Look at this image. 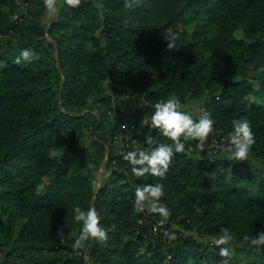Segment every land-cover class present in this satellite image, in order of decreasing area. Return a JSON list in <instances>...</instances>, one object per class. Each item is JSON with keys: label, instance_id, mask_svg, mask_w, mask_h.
<instances>
[{"label": "trees", "instance_id": "1", "mask_svg": "<svg viewBox=\"0 0 264 264\" xmlns=\"http://www.w3.org/2000/svg\"><path fill=\"white\" fill-rule=\"evenodd\" d=\"M3 2L0 264H264V249L245 239L264 229V0H56L50 26L13 20ZM26 47L37 58L17 63ZM172 96L188 111L204 99L214 132L204 150L186 142L164 178L136 177L122 152L171 142L149 124L153 105ZM240 117L256 143L232 161L219 146ZM155 183L167 219L135 210V187ZM77 204L96 208L107 241L73 248ZM223 228L229 258L215 243Z\"/></svg>", "mask_w": 264, "mask_h": 264}, {"label": "clouds", "instance_id": "2", "mask_svg": "<svg viewBox=\"0 0 264 264\" xmlns=\"http://www.w3.org/2000/svg\"><path fill=\"white\" fill-rule=\"evenodd\" d=\"M135 0H125V7L132 8ZM80 0H66V4L72 7L78 6ZM45 6L55 14L57 8L55 0H45ZM177 35L172 34L169 41V48H175L174 44ZM23 58L24 61H31L37 58L34 49L23 48L17 57V63ZM154 111L151 115L149 126L156 128L160 133L167 137L170 143H160L150 151L130 150L122 152L123 158L132 165V172L136 177L151 174L156 177L164 178L169 170V164L175 153L185 151L186 142L197 141L198 147L204 150L206 141L210 133L214 132V119L207 112L194 117V115L181 107L180 101L176 96L168 99H161L153 105ZM145 140L150 142V137ZM256 143L255 133L252 130L249 120L240 117L232 121V128L229 132L227 142L219 146L218 155L222 154L224 158L232 161H241L248 159L252 146ZM213 159V157L209 156ZM135 199L134 207L137 212L144 211L146 208L150 212L158 213L167 219L171 216V210L160 201L164 195V185L162 183L145 184L137 186L134 189ZM74 219L82 222V228L76 237L73 248L80 249L85 247V242L89 239H95L101 242L107 241L108 232L101 223V217L95 207L82 208L79 204L73 207ZM63 233L61 229L59 235ZM171 234L170 238H174ZM251 246L257 250L264 249V229L259 230L253 236L245 237ZM233 240V235L227 228L222 229L215 243L224 245L220 248V255L229 258L233 254V249L229 242ZM224 264H228L225 259Z\"/></svg>", "mask_w": 264, "mask_h": 264}, {"label": "rangeland", "instance_id": "3", "mask_svg": "<svg viewBox=\"0 0 264 264\" xmlns=\"http://www.w3.org/2000/svg\"><path fill=\"white\" fill-rule=\"evenodd\" d=\"M5 2L2 3L4 10L7 13H10V16L13 20H16L20 17L22 13L26 14L25 22L30 24L32 21H37L42 25L50 26L54 21L56 14H52L49 10L42 9L39 4H31L30 6L23 7L21 6L22 2L20 0H4ZM56 6V0H55ZM186 21V20H185ZM184 25V20L181 21V26ZM1 38V36H0ZM1 43V42H0ZM204 99H193L188 104L187 107L193 115L202 114V106L204 104ZM107 169H102L98 180H102L103 177L107 176ZM49 181L45 178L37 187V191L41 192L42 194L46 193L47 189L46 186ZM197 235V234H195Z\"/></svg>", "mask_w": 264, "mask_h": 264}]
</instances>
